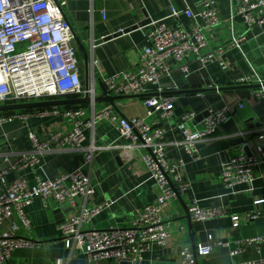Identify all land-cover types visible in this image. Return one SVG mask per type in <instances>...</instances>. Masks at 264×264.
<instances>
[{
  "label": "crops",
  "instance_id": "crops-1",
  "mask_svg": "<svg viewBox=\"0 0 264 264\" xmlns=\"http://www.w3.org/2000/svg\"><path fill=\"white\" fill-rule=\"evenodd\" d=\"M198 0H66L63 5L65 19L75 32L74 45L82 59V81L85 84V73L81 50L89 56V82L95 88L97 96L102 95V80L121 71L137 68L141 49L148 43V31L152 21H163L168 25L181 23L186 29L191 28L192 21L184 14L190 6L198 13ZM234 0H219L218 12L221 23L207 31L209 49H223L224 53L205 68L206 75L199 73L195 84L209 79L214 87L226 88L213 92L209 103L216 110L228 107L230 119L217 131L199 143V159H193L185 150L183 135L177 129L182 114L186 110L197 112L202 105L191 106L181 101L179 95L174 114L164 118L155 111L147 116L143 104L145 97H131L116 102L117 110L105 101L89 104L68 105L82 106L87 116L104 107H112L119 116H142L146 122L158 121L167 130L166 157L169 161L182 159L185 162L181 177L191 184L190 188L164 209L163 218L171 231V237L164 246L154 245L144 256L143 264H181L182 251L185 246L197 247L207 244L209 237L229 243V246L214 249L209 255L197 256V264H238L264 259V241L248 243V239L264 237V150L259 152L258 145L264 142V98L255 94L256 87H237L233 81L240 75L252 70L264 80V26L248 28L240 17L231 21ZM180 10L178 17H171V8ZM147 21V23H145ZM145 23L144 25H141ZM138 25V26H137ZM128 32L107 39L113 33ZM244 35L241 48L230 46L231 31ZM94 43L97 46H93ZM220 62H224L223 68ZM188 66L192 73L202 68L198 61L191 57ZM181 71L175 69L173 79L165 77L159 85H151L146 94L168 93L177 89H192L190 82H185ZM176 81V89H174ZM198 86V85H197ZM178 87V88H177ZM169 95V94H167ZM204 95V94H202ZM203 97V96H202ZM75 98L61 96L57 99ZM39 101V100H38ZM33 102V101H31ZM68 106H59L64 108ZM209 108V109H210ZM50 109V108H46ZM42 109L19 110L28 111L32 115L16 118L11 122L0 124L1 165L6 167L16 159L14 153L31 148L28 136L34 131L42 139H47L55 131L69 132L73 124L61 115L49 113L40 116ZM7 112V111H6ZM11 112V111H8ZM203 125L196 118L190 123L191 128L198 129ZM85 145H95L98 149L90 166L84 167L90 174L95 192L87 200L78 197V203L88 206L103 201L113 204L97 215L84 228L106 229L111 226H127L147 204L154 203L158 196L157 187L151 178L142 155L146 148L133 146L130 139L120 135L116 125L110 121L96 124L85 131ZM258 156L263 162L255 171L252 188L242 185L234 192L229 191L222 181V168L230 157L241 152ZM83 161V153L72 149L53 150L41 157L35 168L15 171L10 178L22 175L29 187L37 183V179L53 178L62 172L77 168ZM197 199L203 208L221 206L229 212L226 216L208 221H194L189 214V204ZM63 205L52 203L45 208L40 198H34L25 207L31 221L30 228L21 226L19 236L36 242L34 247L16 249L11 257L2 264H116L112 258L100 261H89L84 251L74 246L68 248L59 230L62 222L60 214L55 211ZM71 210L64 219L74 212ZM249 214H258L251 219ZM19 223L14 213L1 226L0 231H10L13 223ZM236 252H233V251Z\"/></svg>",
  "mask_w": 264,
  "mask_h": 264
},
{
  "label": "built area",
  "instance_id": "built-area-1",
  "mask_svg": "<svg viewBox=\"0 0 264 264\" xmlns=\"http://www.w3.org/2000/svg\"><path fill=\"white\" fill-rule=\"evenodd\" d=\"M219 0H198V13L190 6L184 14L191 19L190 29L180 22L168 25L163 21H152L148 31V43L143 46L137 68L121 71L102 80L112 95L146 94L151 85H159L165 77L173 79L175 69L183 78L192 74L188 63L194 57L201 68L215 62L223 49H209L207 31L221 23L218 12ZM231 21L240 17L248 28L264 26V0H234ZM66 0H0V105L25 103L38 100L57 99L61 96L83 97L89 94L92 102L97 97L95 88L85 89L82 81V59L74 45V34L61 8ZM180 10L171 8V17H178ZM244 35L232 27L230 46L241 48ZM93 46H97L94 43ZM223 68L224 62H220ZM175 82V81H174ZM233 85H254L255 94L264 98V80L252 70L240 75ZM177 86V85H176ZM175 86V88H176ZM178 88V87H177ZM178 96L161 92L145 97L143 104L147 116L155 111L164 118L174 114ZM61 115L69 119L73 127L63 133L55 131L49 138L42 139L34 131L28 136L31 148L16 151V159L10 165H1L0 153V226L14 213L19 217L10 231H0V264L5 263L19 248L34 247L36 242L18 235L21 226L30 228L31 221L25 207L34 198H40L45 208L52 203L69 204L75 212L64 219L59 230L68 248L78 247L89 261L112 258L116 264H143L144 256L154 245L164 246L171 237V231L163 218L164 209L187 191L191 184L181 177L184 160L169 161L166 157L167 130L158 121L146 122L142 116H119L110 106L87 116L82 106L42 109L40 116ZM32 112L0 111V124L16 118L26 119ZM194 110H186L177 125L182 133L185 150L193 159H199V143L213 135L227 122L231 115L228 107L209 109L202 119V127L193 129L190 123L197 118ZM110 121L116 125L120 135L132 141L133 146L146 148L142 159L158 190L154 203L142 207L137 217L127 226H111L106 229L84 228L85 224L109 208L113 201H103L92 206L78 203V197L87 200L95 192L90 174L84 167L90 166L97 151L95 145H85L86 133L96 124ZM261 140L264 135H260ZM72 149L83 153L82 163L71 171L62 172L53 178L37 179L29 187L24 176H14L15 171L35 168L41 157L53 150ZM257 150H264V142ZM263 161L256 155L241 152L224 163L222 181L234 192L237 187L252 188L255 171ZM194 221H208L226 216L229 212L221 206L203 208L197 199L188 207ZM258 214H249L256 219ZM264 237L248 239V243H261ZM229 246V243L209 237L207 244L197 247L185 246L181 264H197L198 255H209L214 249ZM233 252H236L235 250ZM238 264H264V259Z\"/></svg>",
  "mask_w": 264,
  "mask_h": 264
},
{
  "label": "water",
  "instance_id": "water-1",
  "mask_svg": "<svg viewBox=\"0 0 264 264\" xmlns=\"http://www.w3.org/2000/svg\"><path fill=\"white\" fill-rule=\"evenodd\" d=\"M62 13L64 14L63 8H61ZM147 23V21H145ZM145 23H142L141 25H144ZM138 26V25H137ZM136 27H131L130 29H127L125 31H119L117 33H113V35H110L107 37V39H110L113 36L119 35L123 32H128ZM73 30V29H72ZM74 38H76L75 32L73 30ZM83 57H84V73H85V89H89L90 82H89V56L85 50H81ZM204 73L206 75L205 69H201L200 71H197L195 73L190 74L188 77L183 78L184 81L190 82L192 86V89H177L168 93H163L165 95L167 94H179V95H188L190 94V97H181V101H187L191 106H197L202 105L200 107V110L198 111L197 118L202 120L204 117L208 116L209 114V108L212 103H209V100L211 98V94L213 92H220L225 90L224 87H214L212 85V81L209 79L202 80L200 84H195L194 79L197 78L199 73ZM183 76V74L181 73ZM176 82V81H175ZM174 82V89L176 86V83ZM198 85V86H197ZM254 85H238L237 87H251ZM101 89L103 91L102 95H99L95 97L94 101H105L110 103L112 107H114L117 110L116 102L120 100H125L127 98L131 97H148L149 94H141V95H112L109 93V91L106 89V87L101 85ZM204 94V95H202ZM203 96V97H202ZM92 100L88 93H86L83 97H75V98H65V99H48V100H39V101H33V102H25V103H17V104H7V105H0V111H17V110H27V109H46V108H54L59 106H68V105H80V104H89ZM197 104V105H195ZM197 111V110H196ZM71 206L67 203L64 204L61 208L57 209L55 212L57 214H60L61 220H64L65 213L69 212L71 209Z\"/></svg>",
  "mask_w": 264,
  "mask_h": 264
},
{
  "label": "rangeland",
  "instance_id": "rangeland-1",
  "mask_svg": "<svg viewBox=\"0 0 264 264\" xmlns=\"http://www.w3.org/2000/svg\"><path fill=\"white\" fill-rule=\"evenodd\" d=\"M82 77H83V75H82Z\"/></svg>",
  "mask_w": 264,
  "mask_h": 264
}]
</instances>
